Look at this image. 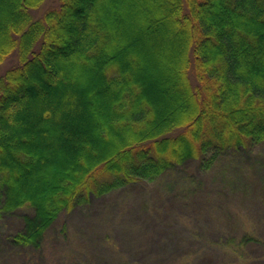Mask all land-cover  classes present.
<instances>
[{"label": "trees", "instance_id": "trees-1", "mask_svg": "<svg viewBox=\"0 0 264 264\" xmlns=\"http://www.w3.org/2000/svg\"><path fill=\"white\" fill-rule=\"evenodd\" d=\"M45 1L0 0V65L17 57L0 76V218L20 212L12 250L41 251L60 216L94 198L264 144V0L154 2L153 23L131 36L112 0H58L38 18ZM153 26L161 59L146 40ZM158 59L180 71L154 78ZM224 237L226 252L254 254L239 264H264L258 233ZM153 248L121 263L194 264Z\"/></svg>", "mask_w": 264, "mask_h": 264}, {"label": "rangeland", "instance_id": "rangeland-1", "mask_svg": "<svg viewBox=\"0 0 264 264\" xmlns=\"http://www.w3.org/2000/svg\"><path fill=\"white\" fill-rule=\"evenodd\" d=\"M115 1L112 0L113 7L121 12L118 20L124 23L127 36H131L142 25L153 23L155 14L146 10L147 5L165 0H121L122 7ZM132 3L139 12H135ZM57 5L58 0H46L35 16L42 17ZM168 7L163 3L162 11ZM151 30L146 40L154 56L161 59L156 43L163 35L155 26ZM139 46L132 47L131 51L136 52ZM173 54L176 61L184 60L182 47ZM160 59L156 70L151 71L154 78L159 73L169 75L176 69L180 71L176 64L172 66L169 60ZM148 61L145 58V65H149ZM16 63L17 57L13 55L0 65V76ZM168 86L164 87L166 91H176ZM238 154L217 155L210 162L213 157L210 153L205 160L191 161L155 181L142 182L101 199L94 198L72 213L62 214L46 234L41 251L12 250L7 236L18 230L20 212L14 217L5 215L0 218V264H87L97 255L109 264H122L124 258L138 263L140 251L148 254L147 249L153 245L156 252L171 259L178 253L183 257L190 255L194 264H207L203 256L215 255L214 260L207 259L211 264H239L245 250L238 249L236 254L226 252L218 237L251 230L264 239V215L260 216L264 208V144ZM251 199L257 203L251 204ZM129 228L137 230L128 232ZM200 230L202 234H195L194 231ZM263 251L259 247L254 253L259 256ZM201 252L204 254L198 255ZM245 256L250 258L254 254L245 253ZM156 258L155 252L148 257Z\"/></svg>", "mask_w": 264, "mask_h": 264}]
</instances>
